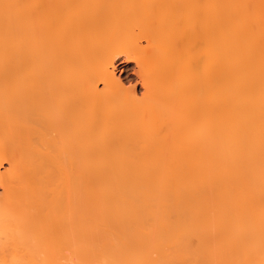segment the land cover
<instances>
[{
    "label": "bare ground",
    "instance_id": "obj_1",
    "mask_svg": "<svg viewBox=\"0 0 264 264\" xmlns=\"http://www.w3.org/2000/svg\"><path fill=\"white\" fill-rule=\"evenodd\" d=\"M0 189V264H264V0H0Z\"/></svg>",
    "mask_w": 264,
    "mask_h": 264
},
{
    "label": "rangeland",
    "instance_id": "obj_2",
    "mask_svg": "<svg viewBox=\"0 0 264 264\" xmlns=\"http://www.w3.org/2000/svg\"><path fill=\"white\" fill-rule=\"evenodd\" d=\"M128 64H130L129 67H133L134 66V63L133 62L128 63ZM124 65H125V63L122 62L121 59L116 62V64H115V68H116L115 71H116L117 75L118 74H122V77H125V76L128 75L129 76L128 78H131L130 80H132L134 76L133 75H130V71L129 70L127 71V69H124ZM121 67H122V71H120L121 70ZM132 83H134V82L132 81ZM100 86H102V85H100ZM126 86H130V83L126 82ZM136 90H138L140 92L142 90L141 86H138L136 88ZM0 192H1V189H0Z\"/></svg>",
    "mask_w": 264,
    "mask_h": 264
}]
</instances>
